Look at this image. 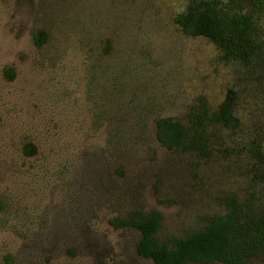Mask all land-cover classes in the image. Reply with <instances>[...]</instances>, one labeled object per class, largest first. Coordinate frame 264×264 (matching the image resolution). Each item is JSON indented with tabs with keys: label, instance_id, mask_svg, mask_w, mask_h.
I'll return each instance as SVG.
<instances>
[{
	"label": "rangeland",
	"instance_id": "obj_1",
	"mask_svg": "<svg viewBox=\"0 0 264 264\" xmlns=\"http://www.w3.org/2000/svg\"><path fill=\"white\" fill-rule=\"evenodd\" d=\"M189 1L0 0V264H152L123 222L157 212L171 246L264 214V21L222 61L175 24ZM203 110L207 156L156 140Z\"/></svg>",
	"mask_w": 264,
	"mask_h": 264
},
{
	"label": "trees",
	"instance_id": "obj_2",
	"mask_svg": "<svg viewBox=\"0 0 264 264\" xmlns=\"http://www.w3.org/2000/svg\"><path fill=\"white\" fill-rule=\"evenodd\" d=\"M262 21L264 0H190L174 17L184 35L203 37L218 49L222 61L241 63L261 53ZM209 123L204 110L190 111L185 124L161 119L156 122L155 138L168 150L180 148L207 156ZM161 220V215L153 212L122 223L139 233L136 253L152 264H242L246 258L264 254V214L243 218L231 210L171 246L155 241Z\"/></svg>",
	"mask_w": 264,
	"mask_h": 264
}]
</instances>
